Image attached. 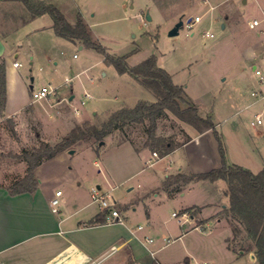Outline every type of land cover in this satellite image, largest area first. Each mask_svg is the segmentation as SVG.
Segmentation results:
<instances>
[{
  "label": "rangeland",
  "instance_id": "obj_1",
  "mask_svg": "<svg viewBox=\"0 0 264 264\" xmlns=\"http://www.w3.org/2000/svg\"><path fill=\"white\" fill-rule=\"evenodd\" d=\"M44 1L58 6L71 23L81 14L93 37L110 53H131L130 65L155 54L158 64L172 74L176 83L184 85L200 114L212 115L228 163L255 173L264 167V83L255 73V66L264 70V0ZM27 12L20 1L0 0L4 58L10 64L21 62L19 69L29 87L50 84L65 98L54 104V97L52 101L31 97L34 111L27 109L18 120L6 118L0 122V182L6 184L26 172V162L15 156L23 149L41 141L55 143L77 122L99 123L120 107H132L139 100H156L154 93L131 75L120 74L114 65L106 64L99 51L57 36L48 13L23 24ZM197 15L201 21L188 27L187 19ZM181 17L184 26L179 34L170 36V29ZM255 18L261 24L250 28L249 22ZM207 31L215 36H207ZM2 32L9 34L7 40ZM251 50L256 52L255 57ZM71 95L73 99L68 100ZM74 107L80 108V115L75 114ZM258 115L262 123L253 126L251 122ZM140 130L137 128L133 137ZM157 130L178 143L200 133L171 113L158 120ZM116 140L114 135L108 136L99 152L88 142L74 146L76 153L70 156L69 165L78 171L82 182L79 193L85 195V202L97 206L90 186H102V192L116 202L114 206L122 216L121 222L111 223L124 225L137 241L155 250L154 256L162 263L183 264L189 256L193 264H260L251 257L254 252H243L232 240L233 227L227 216L217 215L230 201L223 190L224 181L200 180L170 195L157 187L166 169L175 170V157L167 154L150 165L146 163L149 150L143 149L134 159L117 150ZM202 141L214 161L207 156L195 164L199 162L198 168L218 166L219 144L214 132ZM196 204L202 207L196 219L182 213ZM173 212L178 215L173 216ZM199 220L204 222L198 224ZM108 252L98 258V264H125L123 251Z\"/></svg>",
  "mask_w": 264,
  "mask_h": 264
},
{
  "label": "trees",
  "instance_id": "obj_2",
  "mask_svg": "<svg viewBox=\"0 0 264 264\" xmlns=\"http://www.w3.org/2000/svg\"><path fill=\"white\" fill-rule=\"evenodd\" d=\"M20 1L27 9L22 23L48 13L53 19V29L57 36L68 40L81 42L90 49H95L103 55L106 64L114 65L120 74L128 73L141 85L151 90L156 96L155 101L139 100L134 106H123L112 111L108 117L99 123L84 121L75 123L70 131L55 143L41 141L30 149H23L15 156L27 164L23 176L6 185L8 191L15 195L22 192H34L39 184L35 174L36 168L44 161L59 153L73 149L79 142H88L99 149L100 142L114 135L117 141H130L139 150L149 147L160 156L169 154L178 145L191 139L188 137L181 143L172 137L158 134V120L168 117L171 113L176 118L192 125L198 132L213 131L219 144L221 165L208 171L193 173L190 170L178 171L169 175L160 189L170 195L182 191L193 181L208 180L211 182L223 180L227 183L229 205L222 212L230 220L233 229L232 240L239 245L243 252H254L260 264H264V167L257 173L235 163H228L225 155L223 140L217 130L216 122L211 114H200L198 106L188 98L185 87L176 83L172 74L158 64L157 56L152 54L137 65H130L128 58L131 53L114 55L108 48L98 42L92 35L89 25L81 14L75 23L68 21L58 6L44 0H15ZM7 102V78L5 59L0 56V111L4 116ZM141 128L137 137L132 133ZM202 207L191 206L183 209L195 218ZM107 211H101L90 219L88 224L106 223ZM204 222V221H203ZM199 220L198 224H202ZM127 264H171L162 263L158 259L148 257L143 261L130 260ZM183 264H193L186 256Z\"/></svg>",
  "mask_w": 264,
  "mask_h": 264
},
{
  "label": "crops",
  "instance_id": "obj_3",
  "mask_svg": "<svg viewBox=\"0 0 264 264\" xmlns=\"http://www.w3.org/2000/svg\"><path fill=\"white\" fill-rule=\"evenodd\" d=\"M2 34L7 40L9 34L5 32ZM82 47L81 45L80 48ZM251 55L255 57L256 52L251 50ZM15 61L10 64L5 60L7 102L4 116L0 111V122L6 118L18 120L24 117L25 110H35L31 93L32 88L37 87L33 84L30 87L26 85L19 69L21 65L14 66ZM71 96L74 97V95ZM70 97L68 100H71ZM64 98L63 94L58 93L53 103L59 104ZM52 99L53 97L49 100L52 101ZM209 132L210 130L196 133L194 136L190 134L189 141L178 145L169 153L175 157L177 166L174 171L165 170L161 177V184L157 188L160 189L163 181L178 171L190 170L193 173H200L221 165V156L218 166L211 164L206 168H198L196 164L199 162L196 164L194 162L199 158L201 162L203 159L205 161L207 156L214 161L213 157L207 154L206 145H203L202 141ZM116 145L119 152L124 151L134 159L143 149L149 150L150 155L146 163L153 159V150L149 147L136 150L130 141L119 143L117 140ZM92 148L99 152L95 147L92 146ZM74 153L71 154L69 150H66L40 164L35 170L39 184L34 192L27 191L13 195L6 188L7 184L0 182V264H93V261L98 260L104 253L108 251L110 253L113 246H116L117 250L110 255L123 251L121 259L125 264L130 260L141 262L148 257L156 258L154 256L156 251L137 241L134 234L124 225L109 222L87 223L101 210L98 205H93L90 201L85 202V195L79 193L82 182L78 179V171L74 165H69L72 160L70 156ZM162 157L164 156H160L159 159ZM157 160H154V163ZM220 181L223 180L214 182ZM197 182L193 181L187 186H193ZM61 185L64 186L63 190ZM97 187L102 186L97 185ZM223 187L228 202L226 182ZM92 188L90 186V192ZM58 190H62L60 196L62 206L59 205V212L55 213L52 211L51 201ZM200 205L196 204V206ZM226 205L224 204L223 207ZM125 208L126 206L123 207ZM191 218L196 219V217Z\"/></svg>",
  "mask_w": 264,
  "mask_h": 264
},
{
  "label": "built area",
  "instance_id": "obj_4",
  "mask_svg": "<svg viewBox=\"0 0 264 264\" xmlns=\"http://www.w3.org/2000/svg\"><path fill=\"white\" fill-rule=\"evenodd\" d=\"M201 21V16L197 15L195 17L192 18V20L190 22H186V25L190 28H192L193 24L196 22ZM261 24V20L260 19H253L249 22V27L250 28H257L258 26H260ZM206 35L209 37H214L215 33L213 31H207ZM21 63L19 61H15L14 62V66H20ZM255 73L260 76V82L264 83V70L259 68L258 66H255ZM253 94H255V92H253ZM32 98L33 100H39V99H43V98H51V97H57L58 95V90L55 87H52L50 84L49 85H43L41 87L38 88H32ZM87 97H90L89 94H86ZM82 105L85 104V100H82ZM74 112L76 115H80L81 114V110L79 107H74ZM262 123V120L260 118V116L258 115L256 121H252L251 124L253 126H256V124H260ZM152 157L154 160H157L160 158V155L157 151L153 150L152 151ZM150 159L148 160V163L151 165L154 163V160ZM62 195V190H58L55 193V196L52 198V211L57 213L59 212V205H60V196ZM92 198L93 201L95 203H97V205L99 206L101 211H107V222L111 223V222H121L122 221V216L119 213L118 209L115 208V201H110L109 200V196L105 193L102 192L101 188L99 187H93L92 188ZM185 214V213H184ZM174 216H177L178 214L176 212L173 213ZM139 228H142L141 226H139ZM149 242H153V238H148ZM117 250L116 246H113L110 250V253H113L114 251ZM110 253H107V255H110ZM154 254V253H152ZM105 255V256H107ZM104 256V258H105ZM100 261L96 260L93 261V264H98ZM204 264H209V263H204Z\"/></svg>",
  "mask_w": 264,
  "mask_h": 264
},
{
  "label": "water",
  "instance_id": "obj_5",
  "mask_svg": "<svg viewBox=\"0 0 264 264\" xmlns=\"http://www.w3.org/2000/svg\"><path fill=\"white\" fill-rule=\"evenodd\" d=\"M147 17H148V19H151V17H150V15L149 14H147ZM192 20V17H189L188 19H187V21L188 22H190ZM184 26V19L181 17L180 19H179V21L170 29V31H169V35L170 36H174V35H177V34H179V32H180V29L182 28ZM4 50H5V44H4V41L1 39V37H0V56H2L3 55V53H4ZM32 86V85H31ZM71 99L73 98V96H71L70 97ZM100 144L101 145H103V144H105V141H101L100 142ZM75 152V149H70L69 150V153H74ZM251 257L252 258H255L256 256H255V254H253V253H251Z\"/></svg>",
  "mask_w": 264,
  "mask_h": 264
}]
</instances>
